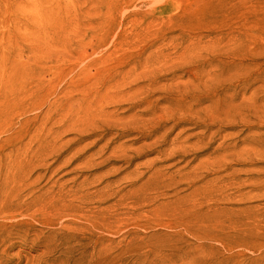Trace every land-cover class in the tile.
Wrapping results in <instances>:
<instances>
[{"label": "rangeland", "instance_id": "1", "mask_svg": "<svg viewBox=\"0 0 264 264\" xmlns=\"http://www.w3.org/2000/svg\"><path fill=\"white\" fill-rule=\"evenodd\" d=\"M0 111V186L19 154L52 152L19 200L0 192V264L56 263L25 205L53 186L165 181L169 214H264V0H0ZM186 241L173 264L200 262Z\"/></svg>", "mask_w": 264, "mask_h": 264}, {"label": "bare ground", "instance_id": "2", "mask_svg": "<svg viewBox=\"0 0 264 264\" xmlns=\"http://www.w3.org/2000/svg\"><path fill=\"white\" fill-rule=\"evenodd\" d=\"M114 88L119 89L120 84H115ZM47 147L48 142L44 141L35 151H27L25 157L17 156L18 165L13 166L12 172L9 169L0 186V192L5 190V201L10 197L20 199L26 189L22 180L52 155ZM85 185L70 189H66V185L53 186L55 188L25 202L45 219L43 224L49 228L52 247L50 252L44 248V255H57L55 264H173L178 257L189 258L188 253L180 256L190 247L187 236L197 242L195 251L201 255L200 262L189 260L191 264H260L264 261V252H260L257 259L247 254L262 245L254 241L256 235L245 233L243 228L236 231L252 224L249 217L256 221L255 227L264 228V214L235 219L228 214L216 217L181 210L176 207L178 201L172 206L179 213L169 214L166 203L161 202L166 198L165 181H160L156 188L141 189L140 195L131 193L122 197L107 188L91 191L89 185ZM151 204L158 205L144 211ZM166 228L172 231L166 233ZM152 229L156 233L149 235ZM259 234L264 235V231ZM169 258L174 261L167 260Z\"/></svg>", "mask_w": 264, "mask_h": 264}]
</instances>
